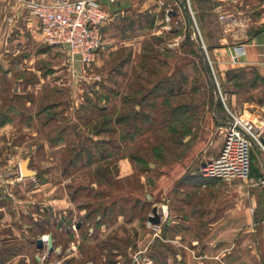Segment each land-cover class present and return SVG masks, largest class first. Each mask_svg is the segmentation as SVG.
<instances>
[{
	"label": "rangeland",
	"instance_id": "rangeland-1",
	"mask_svg": "<svg viewBox=\"0 0 264 264\" xmlns=\"http://www.w3.org/2000/svg\"><path fill=\"white\" fill-rule=\"evenodd\" d=\"M174 9L176 15H144L141 28L125 16L111 29L121 38L148 35L140 52L123 46L102 55V63L72 70L55 46L40 87L18 85L21 77L34 82L33 72L8 78L2 70L0 264H179V257L207 252L226 258L243 248L242 238H250L244 248L256 257L246 220L258 218L249 207L259 186L203 174L233 114L252 118L253 107L242 100L251 90L240 88L231 105L207 56L225 113L213 104L199 57L182 49L188 29ZM180 105L189 111L176 122L171 111ZM135 110L141 118L134 119ZM26 159L34 176H21ZM155 206L158 225L149 220ZM216 223L233 234L221 236L225 229ZM50 233L54 251L48 243L38 248L37 239Z\"/></svg>",
	"mask_w": 264,
	"mask_h": 264
},
{
	"label": "crops",
	"instance_id": "crops-1",
	"mask_svg": "<svg viewBox=\"0 0 264 264\" xmlns=\"http://www.w3.org/2000/svg\"><path fill=\"white\" fill-rule=\"evenodd\" d=\"M28 1L30 0H4L3 5L0 6V13L6 14L3 21L5 26L3 23L0 24V77L2 70L8 71V78H14V73L17 71L28 70L29 73L33 72L34 82L25 81L23 77L17 80L19 86L31 88L40 87L45 81V77L42 76L44 59H49V56L55 54L53 51L59 48L43 45V37L36 18L27 6ZM102 1L111 12V19L103 27V44L94 57V63L97 64L102 63V55L105 56L112 50L123 46H134V50L140 52L142 40L148 35L140 32L130 38H121L114 30H111L115 29V24L120 22L122 17L134 18V27L138 28L143 25H140V18L151 13H158L161 9L176 15L177 11L174 9L176 8L185 17V9L181 0H116L115 3L109 0ZM187 7L190 13V24L194 21V27L206 49L215 76L218 77L220 84L226 87V100L233 105L241 94L240 88L251 90L242 100L253 107L251 119L263 124L264 136V0H187ZM221 16H225V21L221 19ZM186 28H188L187 20ZM183 37L186 38V34ZM178 44H181V41L178 40ZM239 44L245 48V54L234 58L233 48ZM60 48L65 53L67 63H69L66 64L70 69L69 55L64 47ZM50 60H52L51 57ZM50 65L51 69H56L53 63ZM79 66L83 65L76 63L75 68ZM52 71L49 73L52 74ZM56 73L54 71V74ZM71 80L74 81L70 78L69 82ZM231 87L237 90L229 89ZM246 111L251 113L249 110ZM66 114L68 112L64 113ZM242 116L246 118L245 114ZM8 123L2 127L5 128ZM26 130H31V128H26ZM251 162L253 178L263 177L264 153L256 145L252 147ZM259 188L256 193L257 198L253 199L249 207L253 213L257 212L258 218L251 222V217L248 216L246 220L255 236L253 252L256 257L254 259L251 257V252L244 248L248 246L250 238H242V243L238 246L243 248L237 253L229 252L226 258L215 255V253L209 256L210 252H207L206 258L204 256L191 258L189 255L182 259L179 257V264H264V189ZM216 224L214 226L218 230L226 227L220 223ZM227 229L222 230L224 233L221 236L233 234L226 232ZM232 242V240H227V247L233 246Z\"/></svg>",
	"mask_w": 264,
	"mask_h": 264
},
{
	"label": "built area",
	"instance_id": "built-area-1",
	"mask_svg": "<svg viewBox=\"0 0 264 264\" xmlns=\"http://www.w3.org/2000/svg\"><path fill=\"white\" fill-rule=\"evenodd\" d=\"M27 6L37 20L43 41L66 49L72 70L76 69V63L90 65L94 62L103 44V27L111 19V12L102 0H30ZM221 19L225 21V16ZM233 49L234 58L245 54L241 44ZM253 145L264 152L263 124L233 114V121L225 127L219 151L206 163L203 174L219 179H251L254 185L264 189V176L258 179L251 177ZM4 175L5 170L0 163V182L4 181ZM47 242L44 241L45 244Z\"/></svg>",
	"mask_w": 264,
	"mask_h": 264
},
{
	"label": "trees",
	"instance_id": "trees-1",
	"mask_svg": "<svg viewBox=\"0 0 264 264\" xmlns=\"http://www.w3.org/2000/svg\"><path fill=\"white\" fill-rule=\"evenodd\" d=\"M181 1L184 4L183 5L184 9H185L184 13H185L186 20L188 22V28H187L188 32L186 34L185 42L182 44V49H184L189 54H193V55H196L197 57H199V60L202 63V70L207 75L210 87L212 89L213 99L215 100V102H213V104L217 108H219L223 113H225L224 105L220 99L218 89H217L215 82H214L212 75H211L210 66L208 64L207 54H206V51L203 47V43H202L194 25L190 24V21H189L190 13H189V10L187 7V0H181ZM221 87H222L223 92L225 93L227 91L225 88V85L221 84ZM173 90H174V88H172L170 90V92H172ZM149 93H151V92H149ZM188 111H189V108L187 105H180V106L172 109L171 113H172L173 119L176 122H179L181 120V116L185 115ZM136 114H140V112L138 110H135L134 119L141 118V116L136 115ZM126 117H127V119H129L131 116L128 114L125 117H123L122 120H125ZM214 118L216 119V122L219 124L220 123V121H218L219 117L214 114ZM225 118H226V115L221 116V119H225ZM101 130H104V129H101ZM101 130L98 129L97 132H101ZM209 178L219 179V178H215V177H209Z\"/></svg>",
	"mask_w": 264,
	"mask_h": 264
},
{
	"label": "water",
	"instance_id": "water-1",
	"mask_svg": "<svg viewBox=\"0 0 264 264\" xmlns=\"http://www.w3.org/2000/svg\"><path fill=\"white\" fill-rule=\"evenodd\" d=\"M184 5V4H183ZM194 21L192 22V25H194ZM206 51V49H205ZM208 56V54H207ZM210 62V60H209ZM211 64V62H210ZM20 172H21V175L23 177H31V176H34L36 174V172L29 168V160L26 159L25 161H23L21 164H20ZM149 198L150 195H148ZM149 220L155 224V225H158L161 223V216L159 214V211H158V207L155 206L154 209H153V214L149 216ZM48 246H49V251L52 252L54 251L55 247H54V236L52 233L49 234V238H48ZM36 244H37V247L38 248H43L45 246V243H44V240L42 238H38L37 241H36Z\"/></svg>",
	"mask_w": 264,
	"mask_h": 264
},
{
	"label": "bare ground",
	"instance_id": "bare-ground-1",
	"mask_svg": "<svg viewBox=\"0 0 264 264\" xmlns=\"http://www.w3.org/2000/svg\"><path fill=\"white\" fill-rule=\"evenodd\" d=\"M48 238V236L44 237V241L47 242Z\"/></svg>",
	"mask_w": 264,
	"mask_h": 264
}]
</instances>
